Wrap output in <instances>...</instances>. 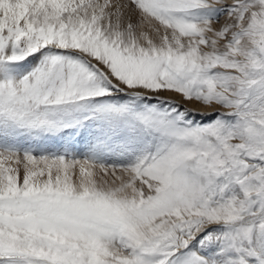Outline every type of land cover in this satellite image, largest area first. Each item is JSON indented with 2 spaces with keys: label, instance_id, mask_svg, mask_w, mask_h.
Instances as JSON below:
<instances>
[{
  "label": "snow or ice",
  "instance_id": "snow-or-ice-1",
  "mask_svg": "<svg viewBox=\"0 0 264 264\" xmlns=\"http://www.w3.org/2000/svg\"><path fill=\"white\" fill-rule=\"evenodd\" d=\"M0 264H264V0H0Z\"/></svg>",
  "mask_w": 264,
  "mask_h": 264
},
{
  "label": "rangeland",
  "instance_id": "rangeland-1",
  "mask_svg": "<svg viewBox=\"0 0 264 264\" xmlns=\"http://www.w3.org/2000/svg\"><path fill=\"white\" fill-rule=\"evenodd\" d=\"M189 107H192V105H189Z\"/></svg>",
  "mask_w": 264,
  "mask_h": 264
}]
</instances>
